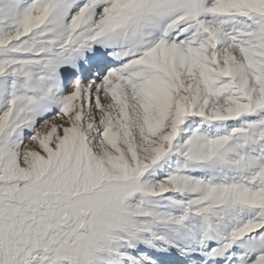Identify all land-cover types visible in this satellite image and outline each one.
Segmentation results:
<instances>
[{
    "label": "snow or ice",
    "instance_id": "1",
    "mask_svg": "<svg viewBox=\"0 0 264 264\" xmlns=\"http://www.w3.org/2000/svg\"><path fill=\"white\" fill-rule=\"evenodd\" d=\"M0 264H264V0H0Z\"/></svg>",
    "mask_w": 264,
    "mask_h": 264
}]
</instances>
